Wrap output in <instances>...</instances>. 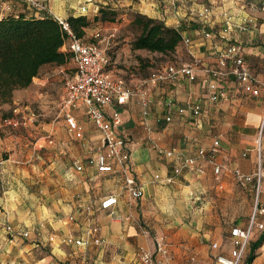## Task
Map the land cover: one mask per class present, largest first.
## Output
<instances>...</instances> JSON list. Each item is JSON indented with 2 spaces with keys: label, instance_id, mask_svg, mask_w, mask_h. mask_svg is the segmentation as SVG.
I'll return each instance as SVG.
<instances>
[{
  "label": "crops",
  "instance_id": "crops-1",
  "mask_svg": "<svg viewBox=\"0 0 264 264\" xmlns=\"http://www.w3.org/2000/svg\"><path fill=\"white\" fill-rule=\"evenodd\" d=\"M204 5L212 9L208 21L198 14ZM82 6L87 7L86 14L80 13ZM5 8L0 18L22 13L65 19L85 15L92 21L83 39L91 37L85 41L102 43L113 38L107 70L124 78L135 94L123 105L106 108V115L109 118L112 110L121 114L122 123L114 128L126 139L125 150L144 196L131 199L124 189V176L117 170L100 173L89 166L88 159L102 145V133L88 120L83 107L72 109L83 129L80 138L69 131L60 112L64 120L31 126L33 132L27 133L28 137L26 131L13 128L0 136V152H8L0 163V264H143L140 254L154 252L155 239L161 236L170 246L169 264H220L217 256H229L233 248L231 229L247 228L253 221L246 261L264 233V219L256 217L264 218V214L250 217L258 184L259 203L264 207V99L246 93L230 76L223 84L229 96L209 102L204 66L217 67L218 52L235 42L251 72L264 80V0H46V11L41 13L25 2L10 1ZM101 8L114 11L116 19L94 21ZM223 12L233 16L230 33L223 32ZM136 13L181 29L183 40L172 54L175 59L164 66L198 58L202 64L196 67V80L182 77L177 83H146L147 75L141 68L144 59L140 57L152 52L132 49L133 38L127 36L125 28ZM69 65L73 68L72 62ZM64 66L44 65L28 87L15 90L16 96L8 104L23 105L48 96L56 77L47 71H62ZM63 96L64 92L60 103ZM195 104L199 105V115L191 111ZM181 107L182 113L178 111ZM9 111L0 113V122ZM169 115L170 121L166 119ZM32 138L36 145L44 140L58 147L55 161L42 173L25 166L31 157L22 155L23 147ZM259 147L261 181L254 178L242 186L233 171L255 174ZM200 149L208 153L215 150V162L222 167L218 174L214 164L199 158ZM178 157L198 159L203 173L186 169L173 182H165L163 178L174 174ZM77 161L80 169L75 167ZM33 175L46 179L35 181ZM39 182L45 185L36 186ZM109 195H117L118 203L104 209L102 200ZM230 201L241 208L233 216L223 208ZM93 227L106 240L111 259L104 261ZM69 236L88 244H70L66 241ZM255 254L251 264H264V240ZM159 263L156 259L153 264Z\"/></svg>",
  "mask_w": 264,
  "mask_h": 264
},
{
  "label": "built area",
  "instance_id": "built-area-1",
  "mask_svg": "<svg viewBox=\"0 0 264 264\" xmlns=\"http://www.w3.org/2000/svg\"><path fill=\"white\" fill-rule=\"evenodd\" d=\"M10 1L25 2L37 13L46 11V0H0V12L4 11L6 5ZM88 12L86 6L80 9L81 14ZM199 16L204 21H208L212 17V9L209 5H204L198 12ZM67 32V50L71 52V61L74 67V73L66 77L64 80V96L60 103V113L63 114L66 124L70 132L74 133L77 138L82 137L83 129L79 125L75 116L72 113L73 108L83 107L88 120L95 125L102 133V145L97 149L95 156L88 159V164L95 167L100 173H111L117 170L124 176V189L133 200L141 199L144 196L143 187L137 182L132 163L128 152H126V139L122 136L114 126L122 123V117L119 111L112 110L109 118L106 115V108L112 105L125 104L134 94L135 91L128 85L122 77H116L107 70L109 63L108 44L105 43H89L83 38L78 37L70 28L67 19L53 16ZM223 17V32L230 33L233 26V16L228 12L222 13ZM211 36V34H207ZM188 42V41H187ZM190 63L183 65L168 64L160 69L155 70L147 79L146 83L156 86L161 82L177 83L180 78L186 77L190 81L197 78L196 67L202 64L198 58H193ZM217 67L204 66L206 78L204 82L208 84L209 93L207 99L209 102H217L229 96L227 86L224 82L231 76L246 93L252 97H260L264 99V80L251 72L245 59L241 54L240 46L235 42H229L217 54ZM144 106L148 105L146 100L143 101ZM17 110V109H16ZM180 113L184 112V108H179ZM191 111L194 115L200 114L198 104L191 106ZM17 112V111H16ZM147 112H145L146 114ZM36 115L32 114L27 119L32 121ZM27 119L22 120L17 117L5 119L6 124L17 126L25 125ZM171 120V115L166 118ZM28 123V122H27ZM217 144V143H216ZM199 158L206 159L209 163L214 164V172L218 174L221 165L215 162V150L209 153L205 149H200ZM2 153L0 152V163L2 162ZM259 165L255 174L249 175L242 172L240 169H235L233 175L238 183L246 186L254 178L260 183L262 178L261 165V148H258ZM178 162L174 167V174L168 175L163 180L171 183L174 177L184 170L203 173V167L198 164V159L194 157L177 158ZM75 167L80 169V162L75 163ZM155 178L160 180V176ZM260 184L256 188V201L253 216L257 213L264 214V207L259 203ZM117 195H109L102 200L101 206L108 209L118 203ZM70 219H73L70 217ZM253 221L247 228L233 227L231 229V241L233 248L229 256L218 255L217 262L220 264H245L246 251L252 237ZM8 230L12 232L11 227ZM13 233V232H12ZM91 233V232H90ZM92 233L95 234L94 241L98 245H102L104 238L99 235L97 227L92 228ZM23 236H28L25 232ZM66 241L77 246L87 245V241L75 239L72 236L67 237ZM217 248V244L213 245ZM156 259L159 264H169L170 261V246L165 241L164 237L155 239V251H143L140 254V261L143 264H153ZM76 264H85L84 261H78Z\"/></svg>",
  "mask_w": 264,
  "mask_h": 264
},
{
  "label": "trees",
  "instance_id": "trees-1",
  "mask_svg": "<svg viewBox=\"0 0 264 264\" xmlns=\"http://www.w3.org/2000/svg\"><path fill=\"white\" fill-rule=\"evenodd\" d=\"M116 13L110 9H99L94 21H113ZM71 30L83 38L85 28L92 24L87 16L67 18ZM136 35L131 41L134 50L144 49L152 53L170 55L183 40L181 29L168 26L163 20L136 13L129 24ZM67 32L52 16L27 17L25 14L8 15L0 18V106L12 101L15 90L28 87L41 68L49 63L65 65L72 54L64 47ZM13 116L9 111L3 120ZM264 240V233L245 264H251L256 257L255 249Z\"/></svg>",
  "mask_w": 264,
  "mask_h": 264
},
{
  "label": "rangeland",
  "instance_id": "rangeland-1",
  "mask_svg": "<svg viewBox=\"0 0 264 264\" xmlns=\"http://www.w3.org/2000/svg\"><path fill=\"white\" fill-rule=\"evenodd\" d=\"M204 3V1H202ZM126 28V34L127 36H130L132 38H134V36L136 35V30H134L132 27H130L129 25L125 26ZM91 37V36H90ZM90 37H86L85 39H90ZM84 39V40H85ZM110 39V40H109ZM112 39L113 38H108L109 40V44H108V52L111 55V51L113 49V44H112ZM102 43L106 44V41H103ZM140 59H144L142 60L141 63V68L142 71L147 75V78L157 69H160L161 67H163L166 63L173 61L172 59H175L174 56L172 54L170 55H162V54H153V53H146L144 55H142L140 57ZM152 61V62H151ZM72 62V61H70ZM69 62V63H70ZM65 64L64 66V70L62 71H57V69L59 68H54V69H50L48 70V74H54V77H56L55 81H53V84L51 85V91L49 93L48 96H45L42 98V100L39 101H26V103L19 104L16 106V104H11L9 105H4L2 104L0 107V113H2L3 111H12L13 112V116L12 117H17L19 119L25 120L27 119L29 116H31L32 114L36 115V118L32 121H28L25 125H17V126H12L9 124H6L5 119L1 120L0 122V136L5 135L6 133H8L9 131H13V128H16V131L22 130V131H26L25 136H27V133H32L33 131L31 130V126H36L38 127L41 123L43 124L44 122H49L51 120H61L63 118L62 115L59 116V112H60V108H59V103H60V98L63 95L64 92V80L66 77L70 76L72 74L71 71L74 72V67L72 68L70 65L68 66ZM69 67V68H67ZM60 70V69H59ZM15 93L13 94L14 97ZM16 96V95H15ZM10 103V102H9ZM18 109V110H16ZM20 110H23L20 111ZM16 111H20V112H16ZM11 118V117H9ZM8 119V118H7ZM63 127L65 128V131L67 132V134H69L68 129L65 125V123L63 124ZM36 135V134H33ZM34 137V136H33ZM62 141V140H61ZM30 142L28 144L27 147H23V153L22 155H30V162H26L27 164L25 165L27 168L29 169H35L36 171H39V173H42L43 170H45L52 162H54L55 160V152H58V147L55 146V144H49L47 141L41 140L37 145L35 144L36 139L32 138L30 139ZM40 145H43L40 148ZM20 147L17 148V150L19 151ZM2 153V158H6L8 157V155L6 156L5 153L8 154V152H1ZM18 155V154H17ZM19 156V155H18ZM71 164V163H70ZM34 180L38 181V180H45L46 177L45 176H38L36 177L35 175H33ZM45 185V183L39 182L38 184H36V186L40 187V185ZM223 208L225 209V211L230 215L233 216L235 210L240 211L241 208L235 207L234 203L232 201L226 203ZM255 210V202L252 204V209H251V216L253 215ZM259 219H264L263 216H259V214H257V216ZM143 225V224H142ZM145 226V225H143ZM148 228V227H147ZM146 226L144 227V229H147ZM99 251H103V259L108 260L111 259V253L107 252V243L106 240L103 242L102 245L99 246ZM88 257V254H87ZM155 263V262H154Z\"/></svg>",
  "mask_w": 264,
  "mask_h": 264
}]
</instances>
